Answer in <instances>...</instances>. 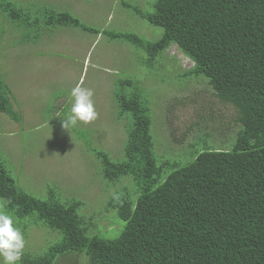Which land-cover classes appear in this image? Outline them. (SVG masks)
Returning a JSON list of instances; mask_svg holds the SVG:
<instances>
[{
	"label": "trees",
	"instance_id": "trees-1",
	"mask_svg": "<svg viewBox=\"0 0 264 264\" xmlns=\"http://www.w3.org/2000/svg\"><path fill=\"white\" fill-rule=\"evenodd\" d=\"M25 7L0 0L1 12L24 28L74 26L101 34L70 12L45 7L33 18ZM127 7L163 28V37L148 41L130 32L104 34L144 49L149 66L176 46L195 64L188 75L206 79L216 97L236 111V140L230 150L218 149L209 145L206 133L205 144L199 145L200 137L192 143L191 161L158 165L150 105L138 83L120 80L119 117L131 114L125 158L113 161L90 148L107 181L128 183L105 206L125 222L120 235L90 236L79 215L82 201L62 203L52 188L47 200L36 198L18 186L0 160V200L20 219L30 217L8 253L11 264H54L69 252L85 255L89 264H264V0H156L152 13ZM12 97L0 76V113L19 122ZM41 224L62 240L33 254L23 233Z\"/></svg>",
	"mask_w": 264,
	"mask_h": 264
},
{
	"label": "rangeland",
	"instance_id": "rangeland-1",
	"mask_svg": "<svg viewBox=\"0 0 264 264\" xmlns=\"http://www.w3.org/2000/svg\"><path fill=\"white\" fill-rule=\"evenodd\" d=\"M12 1L26 6L33 18L45 7L70 12L101 33L60 25L24 28L0 10V76L11 88L13 103L26 114L15 122L0 113V160L22 190L47 200L52 188L62 203L82 201L79 215L90 236L120 235L125 222L105 206L116 189L128 183L107 181L90 148L106 152L113 161L125 158L131 114L120 118L115 98L123 79L138 83L150 105L158 165L164 160L191 161L192 143L200 137L199 145L205 144L206 133L211 136L209 145L230 150L240 129L236 111L216 97L206 79L188 75L195 65L189 57L172 46L149 66L144 49L104 34L130 32L148 41L160 40L164 29L127 7L152 13L156 0ZM28 220L9 212L0 200V264H11L8 253ZM23 236L33 254L62 240L44 224L30 225ZM54 264L89 262L85 255L69 252Z\"/></svg>",
	"mask_w": 264,
	"mask_h": 264
},
{
	"label": "crops",
	"instance_id": "crops-1",
	"mask_svg": "<svg viewBox=\"0 0 264 264\" xmlns=\"http://www.w3.org/2000/svg\"><path fill=\"white\" fill-rule=\"evenodd\" d=\"M12 95H13V93H12ZM15 100H17L16 102L18 103V102H21L20 100H21V97H17V98H15ZM11 101H12V104H13V106H14V109L15 110H17V111H19V113L21 114V116H22V120H24V117H25V110H23V109H21L20 108V106H18V105H16V104H14L13 102H14V99H13V97H12V99H11ZM63 110V109H62ZM14 121V120H13ZM17 124H19V123H17Z\"/></svg>",
	"mask_w": 264,
	"mask_h": 264
}]
</instances>
